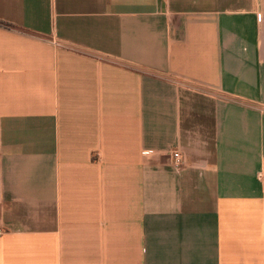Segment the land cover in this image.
Instances as JSON below:
<instances>
[{"label": "crops", "instance_id": "0c3cea01", "mask_svg": "<svg viewBox=\"0 0 264 264\" xmlns=\"http://www.w3.org/2000/svg\"><path fill=\"white\" fill-rule=\"evenodd\" d=\"M0 22V264H264V0Z\"/></svg>", "mask_w": 264, "mask_h": 264}, {"label": "built area", "instance_id": "2783aa9c", "mask_svg": "<svg viewBox=\"0 0 264 264\" xmlns=\"http://www.w3.org/2000/svg\"><path fill=\"white\" fill-rule=\"evenodd\" d=\"M173 164H174L175 168H177V169L182 168V166L184 164L183 154L178 150L173 152ZM2 234H3V230L0 229V235H2Z\"/></svg>", "mask_w": 264, "mask_h": 264}, {"label": "trees", "instance_id": "16d2710c", "mask_svg": "<svg viewBox=\"0 0 264 264\" xmlns=\"http://www.w3.org/2000/svg\"><path fill=\"white\" fill-rule=\"evenodd\" d=\"M0 24H1V25H5V26H9L8 24H4V23H2V22H0Z\"/></svg>", "mask_w": 264, "mask_h": 264}]
</instances>
